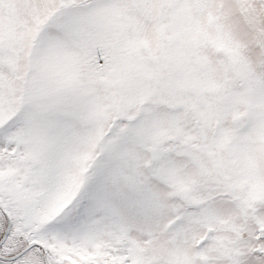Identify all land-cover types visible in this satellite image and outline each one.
<instances>
[{
  "label": "snow or ice",
  "instance_id": "1",
  "mask_svg": "<svg viewBox=\"0 0 264 264\" xmlns=\"http://www.w3.org/2000/svg\"><path fill=\"white\" fill-rule=\"evenodd\" d=\"M0 264H264V0H0Z\"/></svg>",
  "mask_w": 264,
  "mask_h": 264
}]
</instances>
